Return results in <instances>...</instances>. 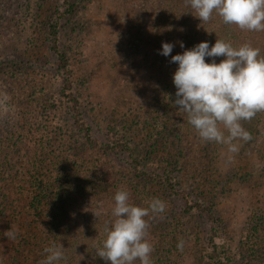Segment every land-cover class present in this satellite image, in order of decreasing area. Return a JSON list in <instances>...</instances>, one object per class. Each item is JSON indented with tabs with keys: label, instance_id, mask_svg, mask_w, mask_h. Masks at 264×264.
I'll list each match as a JSON object with an SVG mask.
<instances>
[{
	"label": "rangeland",
	"instance_id": "obj_1",
	"mask_svg": "<svg viewBox=\"0 0 264 264\" xmlns=\"http://www.w3.org/2000/svg\"><path fill=\"white\" fill-rule=\"evenodd\" d=\"M69 1L76 5L73 15L63 13ZM24 2L17 9L20 20L17 17L10 28L0 31V141L5 143L0 144V264H19L27 256L39 264L42 253H31L26 242L30 229L40 223L53 230L46 235L50 242L56 237L52 245L63 249L65 259L59 264H94L95 260L103 264L96 249L114 219V196L121 188L138 206L147 208L153 198L166 203L163 213L145 217L147 238L153 246L151 259L159 251L167 264L172 259L178 264H208L209 238L215 230L214 242L226 249L234 264H257L249 245L256 239L264 244V116L257 113L252 120L242 121L251 139L234 141L238 152L201 141L173 104L178 64L171 62V56L189 49L180 42L192 43L199 27L203 28L199 36L214 40L211 45L218 38L226 42L262 39L263 44L264 32L224 25L221 17L220 22L202 23L192 9H184L163 30L143 20L141 10L133 9L134 0ZM1 8L0 28L9 14ZM53 14L59 16V43L68 58L67 73L60 70L58 56L45 37V26ZM163 42L174 45L171 55L160 54ZM69 92L79 101L80 118L90 128L91 141L85 136V126L74 117ZM135 139L138 142L131 146L138 143L132 148L137 153L147 141L138 165L122 147L105 149ZM82 147L88 149L87 161L96 162L85 165L92 174L89 177L97 176L96 189L85 188L79 179L83 171L77 174V168L67 166L70 154L79 153ZM45 166L54 167L53 173L46 172ZM34 172L39 173V183L43 178L64 182L77 176L83 197L77 196L66 209L77 220L73 228L53 227L54 214L65 208L60 190H54L62 186L50 184L47 194L63 209L55 211L46 205L42 213L35 208V190L26 180ZM169 172L179 190L176 195L159 182V176ZM187 200L211 206L217 222L213 224L198 211L185 214ZM9 232L14 238L7 237ZM68 234L76 237L75 244ZM170 235L173 240L168 241ZM37 249L42 250V245Z\"/></svg>",
	"mask_w": 264,
	"mask_h": 264
},
{
	"label": "clouds",
	"instance_id": "obj_2",
	"mask_svg": "<svg viewBox=\"0 0 264 264\" xmlns=\"http://www.w3.org/2000/svg\"><path fill=\"white\" fill-rule=\"evenodd\" d=\"M193 15L202 23L209 22L213 13L228 25L241 30L264 32V0H186ZM184 47L183 42H180ZM173 44L162 43L161 55L169 56ZM212 57L209 63L205 57ZM225 57L219 63L215 57ZM177 63L173 82L176 86L174 106L187 117L203 142L227 145L235 153L234 141L251 139L242 121L252 120L264 112V56L260 49L246 42L239 47L217 39L211 47L207 41L171 56ZM113 220L105 227L106 238L97 247V255L110 264H152L153 246L148 240L145 217L163 213L166 203L153 198L148 207L129 202V193L121 188L115 193ZM9 239L14 234L7 233ZM41 264H58L65 259L62 247L50 245L44 249Z\"/></svg>",
	"mask_w": 264,
	"mask_h": 264
},
{
	"label": "trees",
	"instance_id": "obj_3",
	"mask_svg": "<svg viewBox=\"0 0 264 264\" xmlns=\"http://www.w3.org/2000/svg\"><path fill=\"white\" fill-rule=\"evenodd\" d=\"M134 7L133 9L136 7L139 8V10H141L142 12V18L143 20H145L147 22L148 25H159V29H163L165 30L171 20L173 18H179L181 17V15H183V10L184 9H191L190 6H188L186 4V0H134ZM24 4V0H0V6L1 11H8L9 10V14H8V18L4 21L1 22L2 27L0 28V31H3V28L5 27H9L12 26L15 21H17V17H18V21L20 20V12L17 11V9L19 10V8H23ZM16 9V10H15ZM176 9L178 10V12H176ZM76 10V5L75 2L69 1L68 5L66 6V8L64 9L63 13L64 14H69V15H73L75 13ZM16 11V12H14ZM58 13V12H57ZM146 14V15H145ZM59 16H53L51 17V19L48 20L46 26H45V37H47L49 39V45L50 48L53 50V52L58 56V66L60 68V70L64 71V72H68V58L66 53L63 51V49L61 48V45L59 43ZM190 19V18H189ZM187 19V20H189ZM186 20V21H187ZM219 21L220 22V17L217 14H213L212 19L210 20V22L213 24L214 21ZM190 23L194 24V22L189 21V25ZM192 24V26H193ZM222 24V23H221ZM224 25L230 26L228 24L223 23ZM207 28V27H206ZM203 31V28L199 27L195 30L194 32V36H193V40L192 43H190V40H187L186 42H183L184 46H186V48H191V46H196L197 44H199L200 42L203 41H207L209 43V46H212L211 43L212 41H214L213 39H211L210 37H206L204 35L199 36L201 34V32ZM263 33V32H260ZM199 38V40H198ZM262 39L258 40H229L228 42H230L234 47H239L240 45L246 43V42H250L252 44L253 47L259 48L260 49V54L261 56H264V41L263 44L260 41ZM257 41V42H256ZM258 46H256V44ZM260 45H259V44ZM206 61L210 63V61H212V57H205ZM223 60L221 57H215L216 62L218 60ZM69 76H67L66 81H67V88L70 89L72 87L71 82H69ZM67 98L71 104V108L72 111L74 113V117L81 121V113H80V108H79V101L78 99L72 94V92H69L67 94ZM260 115L264 116V112H261ZM81 126H85L86 128V134L85 136L88 138L87 140L91 141L90 138V128L89 126L86 127L85 123L83 121H81ZM1 137V135H0ZM138 140H129L127 142L123 143H116L113 146L108 145L105 146L106 151H112V150H116L120 147H122V149L129 151L130 156L133 159V162L135 163V165H138V163L140 162V156L139 154L143 153L145 151V147L147 145V141L143 142L144 145V150L143 151H139V153L135 152L132 148L133 147H138V143L134 144L133 146H131V144L133 142H135ZM0 144L5 146V143L0 141ZM11 144L8 145V148H11ZM96 146V144H95ZM101 146V145H100ZM100 149H104V148H100ZM150 149V148H149ZM148 149V150H149ZM39 154H41L40 152H38ZM74 154H70L71 160H69V164L67 166H71L70 170H73L74 168H77V174H79L80 172L83 171V174L81 175V178H79L82 183V185H85L84 187L86 188H92L94 187V189H96L95 187L97 186V176H93V177H89L92 174H89L88 172H86L85 170V165H94L96 162L93 160H88V158L90 157V155L88 154V149L87 148H83L79 151V153L74 152ZM45 162V161H44ZM57 163V162H56ZM46 164V163H45ZM53 168H47L46 166L43 167V169H45L46 172L48 173H53ZM61 171V170H60ZM57 168L56 172H60ZM67 171V169L65 170ZM38 172H34L33 176L28 175V177L26 178L27 180V184L29 185V188H34V199H33V204L35 205L36 209H39L40 211H42V213L45 212V207L46 205L48 207H53L55 211H57V209H63L60 207L57 208L54 200H50V198L53 199V197L50 195H48L47 193L49 192L50 189V184L55 185L54 187L62 186L59 188H56L54 190L59 191L60 193V198L62 201H64L63 206L65 207L64 210L60 213L56 212L54 214V225L53 227H55L56 225L62 227L63 225L67 228H73L76 223L77 220L72 218L70 216V213L66 210L67 207L68 209H70V205L75 203V200H77V196H81L83 197L79 186L77 187V176H72L68 179H65L64 182H62L60 179L54 178V180H49L48 178H43L41 180V182L39 183L38 180H40V176L38 175ZM52 176H54L53 174H51ZM139 175L145 176V177H149L151 178L152 176L148 175L146 172H140ZM70 176V175H67ZM170 172L169 174H165L164 176H159V182H164L168 187H169V191L176 195L178 194L176 189L177 184H175L174 182L171 181V177H170ZM76 178V179H73ZM56 183V184H55ZM5 185V184H4ZM92 186V187H91ZM58 189V190H57ZM129 200L132 202V200L129 198ZM194 211H198L200 212L202 215L203 213L207 216V218L209 219V221H211L213 224H215V222H217V218L212 210L211 206H205L203 203L200 202H192V201H186L185 202V206L183 208V212L185 214H189V213H193ZM41 214V212H40ZM42 226V228L40 227ZM40 226H34L32 227V230L29 234H28V242L26 243H30V247H31V253L37 251V255H40V253H42V257L40 258L41 261L39 262V264H41V262L45 259L44 255H46L44 253V249L50 245H52V242L55 240L56 237L53 238V241L50 242V238L46 235L49 233H52L53 230L47 229L45 224H41ZM52 227V228H53ZM219 228V227H218ZM215 230H212V235L209 238L210 241V245H211V251L208 253L207 252V256H208V264H234L233 262V258L227 253L226 249L223 248V246H220L218 243L214 242V235L213 234ZM216 233V232H215ZM69 236V241H71V244H75L76 241V237L73 236V234H68ZM46 237V238H45ZM86 238V236H85ZM168 241L173 240L172 235H170L169 237L166 238ZM264 240V238H262ZM164 240V239H163ZM94 244V240L91 239L90 244L88 249L91 251L92 250V245ZM42 245V250L37 249L40 248V246ZM249 251H253V261L257 264H264V244H261L260 239H256L254 241H252V243L249 245ZM87 250V248H86ZM159 251H155L154 252V256L152 257V264H167L163 262V255L162 253L158 255ZM162 256V257H161ZM165 256L167 257V260H169V253L166 252ZM99 262L103 261V264H110V262L105 261L103 258L98 257ZM17 260V259H16ZM94 264L97 263L96 260L93 261ZM170 262V261H169ZM19 264H33L30 261V258L24 257L23 260H20ZM59 264V263H58ZM170 264H178L177 261H175L174 259H172V262Z\"/></svg>",
	"mask_w": 264,
	"mask_h": 264
}]
</instances>
